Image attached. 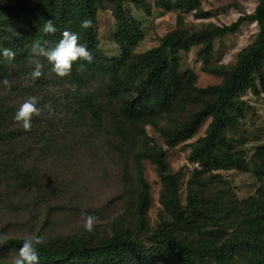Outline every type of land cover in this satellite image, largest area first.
<instances>
[{
	"label": "trees",
	"instance_id": "1",
	"mask_svg": "<svg viewBox=\"0 0 264 264\" xmlns=\"http://www.w3.org/2000/svg\"><path fill=\"white\" fill-rule=\"evenodd\" d=\"M105 1L0 2V15L3 16L0 19V31H3L0 47L15 52L11 64L0 60V68L21 66L32 60L34 42L52 47L64 30L78 32L80 42L87 46L93 59L91 63L74 62L73 67L86 73L108 74L109 95L122 101V120L113 135L127 140L129 132L135 131L139 137L142 134L148 145L135 153L138 183L129 204L134 212V228L117 220L112 234L99 242L86 235L68 237L57 245L42 242L38 246L40 264H264V144L255 153L261 160L255 171L261 183L255 196L245 203L232 198H212L208 195L209 185L200 184L201 171L241 167L244 162L243 154L231 142L227 131L244 116L241 104L244 93L264 90V0H259L253 13L239 17L230 25L211 26L191 33L179 28L166 34L158 46L143 53L134 51L144 39L141 22L124 8L125 0H110L117 23L115 40L121 51L116 61L110 60L99 48L98 11ZM129 1L146 12L151 11L148 0ZM201 3L202 0H154L156 7L167 11L196 10L198 14L202 13ZM47 19L53 21L55 33L39 31ZM84 19L92 21L90 28H80ZM251 20L259 25L258 36L239 53L236 64L226 70L207 68L223 77L219 84L198 87L192 72L181 74L182 50L203 44L201 54L207 56L213 50L216 37L234 33L244 22ZM6 26L11 29L4 31ZM184 105L186 110H193L180 119L176 111ZM187 105L190 106L188 109ZM92 112L99 120L101 110L93 108ZM163 116L176 119L173 126L161 129L170 147L191 139L211 118L205 136L192 144L190 159L200 164L201 170H195L188 181L185 204L181 198V171L172 170L166 150L151 145L144 129L143 122L156 123ZM8 133L7 127L2 129L0 124V154L1 143ZM145 158L151 159L157 168L162 185L160 202L168 215L153 232L148 228L147 219L152 195L144 174ZM15 172L20 186L33 178L27 171L15 169ZM23 239L11 237L0 243V264L4 255L18 252Z\"/></svg>",
	"mask_w": 264,
	"mask_h": 264
},
{
	"label": "rangeland",
	"instance_id": "2",
	"mask_svg": "<svg viewBox=\"0 0 264 264\" xmlns=\"http://www.w3.org/2000/svg\"><path fill=\"white\" fill-rule=\"evenodd\" d=\"M148 1L152 6L150 12L129 0L123 2L144 30V39L134 49L136 53L158 46L166 34L179 28L191 33L211 26L230 25L239 17L253 13L259 2L202 0V13L198 14L196 10L167 11L156 7L154 0ZM116 28L113 4L107 0L98 11V38L102 53L112 61L121 56L115 40ZM3 29L9 30L11 26ZM258 33V23L246 21L236 32L216 37L213 50L207 56L201 54L203 44L182 50L181 74L192 72L198 87L219 84L223 77L207 68L233 67L239 53L256 40ZM37 58L44 68L43 76L35 82L29 77L31 60L21 66L0 68V81H9V86L0 83V124L9 131L1 143L0 154V237L5 240L38 235L42 242L57 245L68 237L81 235L99 242L112 234L117 220L134 228V212L129 205L138 183L134 159L137 151L148 147L147 140L130 127L127 140L113 135L122 120V101L109 95L108 74L86 73L72 67L68 76L60 77L51 71L45 58ZM32 95L41 98L42 112L33 116L30 130L25 131L13 117ZM45 104L51 105V111L43 107ZM241 104L244 116L227 133L243 154L244 162L241 167L201 171L200 184L209 185L208 195L212 198H232L245 203L255 196L261 183L255 175L261 160L255 153L264 144V90L246 91ZM93 108L101 110L99 120ZM192 110H186L184 105L176 114L183 119ZM174 120L163 116L156 123L143 122V125L151 145L164 148L172 170L181 171V198L185 204L188 181L195 170H201L200 164L190 159L192 144L205 136L211 118L191 139L170 147L161 129L173 126ZM143 166L151 187L152 202L147 219L148 228L153 232L167 214L160 202L162 185L157 168L149 158L143 160ZM15 169L27 171L33 178L20 186ZM82 211L96 218L91 232L83 229ZM16 255L15 251L4 255L1 264H12Z\"/></svg>",
	"mask_w": 264,
	"mask_h": 264
},
{
	"label": "clouds",
	"instance_id": "3",
	"mask_svg": "<svg viewBox=\"0 0 264 264\" xmlns=\"http://www.w3.org/2000/svg\"><path fill=\"white\" fill-rule=\"evenodd\" d=\"M92 21L84 19L80 22L81 29L91 27ZM39 31L45 34L55 33L56 27L51 19L44 20L39 27ZM32 69L29 73L31 81L35 82L43 76L44 65L37 57H43L51 66V71L60 77L68 76L74 62L87 61L92 62V55L84 43L80 42L78 32L64 30L61 38L52 47H45L43 44L34 42L31 47ZM15 59V52L11 48L0 47V60H7L11 64ZM83 67V65H80ZM5 86H9V81L4 79L0 81ZM41 98L35 95L29 96L16 110L14 120L21 124V127L28 131L31 128L33 116H39L42 112ZM51 111V105L43 106ZM84 217L83 229L91 232L94 227L95 217L86 212H81ZM4 237H0V243H3ZM42 238L38 235H29L23 239L18 249L17 255L13 258L12 264H40L38 246L41 245Z\"/></svg>",
	"mask_w": 264,
	"mask_h": 264
}]
</instances>
